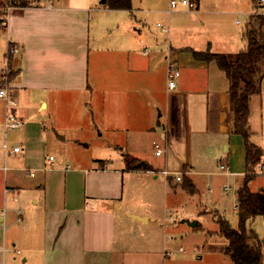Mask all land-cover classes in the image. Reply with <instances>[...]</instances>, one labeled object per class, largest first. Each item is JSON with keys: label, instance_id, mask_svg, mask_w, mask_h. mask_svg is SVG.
Listing matches in <instances>:
<instances>
[{"label": "crops", "instance_id": "0c3cea01", "mask_svg": "<svg viewBox=\"0 0 264 264\" xmlns=\"http://www.w3.org/2000/svg\"><path fill=\"white\" fill-rule=\"evenodd\" d=\"M193 1L196 11L186 3L171 8L168 2L167 8L153 7L147 13L161 11L169 15L183 9L203 16L210 12L205 6L201 9L202 0ZM136 9L132 1L130 9H112L101 0L81 4L42 0L33 6L12 7L7 25L0 26L8 46L18 45L17 53L5 54L3 70L7 66L17 113L24 121L13 142L22 149L17 153L1 149V209L6 208V213L0 218V264H196L186 256L172 258L164 254L165 247L173 248L168 232L171 222L166 221L168 209L188 212L187 200L197 206L198 184L202 185L210 174L200 169L197 157L203 154L194 156V148L206 151L207 146H224L226 159L221 161L225 159L229 169L226 172L218 168L224 174H217L237 182L233 193V210L237 212L236 192L243 180L240 182L238 177H244L246 161L243 139L231 131L229 81L215 60L198 58L193 52L234 53L244 49L247 41L241 49L232 50L228 47L235 38L245 42L243 34L217 35L220 44L215 45L212 38L206 50L202 29L206 22L202 17L200 30H194L193 24L189 30L178 26V18L167 16V27L163 26L167 30L153 33L147 23L157 15L136 18ZM92 11L97 15L93 25ZM256 13L264 15V9L248 11V20ZM210 23L220 24L213 20ZM169 66L179 71L173 87L168 86ZM161 77L166 94L162 111L157 105L161 87L156 83ZM74 94L87 98L90 112L82 115L91 117L100 134H111L112 146H125L127 155L143 160L151 169L129 168L126 161L112 165L99 159L72 171L66 165L64 177L57 176L55 157L49 162L52 154L45 157L42 148L37 150L35 146H47L46 139L61 136L58 132L65 127L57 124L62 112L58 109ZM255 94L261 114L258 129L252 133L260 141H251L252 134L250 141L262 149L260 162H264V75ZM250 100L248 123L253 117ZM4 113V106L0 107V127ZM90 123L85 125L90 127ZM154 143L163 146L160 155L155 154ZM141 146H152L153 157H161V161L147 157ZM1 159L14 165L9 167ZM36 170L43 171V184L24 183L23 173L34 177L30 172ZM178 174L181 179L175 180ZM185 178L194 184L193 193L184 187ZM248 186L252 191L264 188H253L251 180ZM9 187L15 190L6 191ZM212 187L208 190L215 191ZM157 200L160 206L163 203V217L156 216L159 213L152 208ZM202 200L192 211L193 218L208 215L217 225L218 215L227 219L219 210V199L210 205V197ZM19 207H25L23 220L20 230L13 232L15 209ZM212 230L218 233V227ZM15 254H21L20 260ZM200 258L202 255H198Z\"/></svg>", "mask_w": 264, "mask_h": 264}, {"label": "rangeland", "instance_id": "374dc122", "mask_svg": "<svg viewBox=\"0 0 264 264\" xmlns=\"http://www.w3.org/2000/svg\"><path fill=\"white\" fill-rule=\"evenodd\" d=\"M42 0L38 1L37 3H41ZM46 1V0H44ZM57 1V0H55ZM63 2L67 3H84L87 0H61ZM133 2V5L137 7L135 14L136 18H141L143 16H147V14L152 15L154 18V15H157L152 21L147 23V29L149 28L151 32L153 33H160L163 32L161 29V26L167 27V23L165 19L167 16H173L172 19L178 18L177 24L178 26L184 25L189 30H191V24H193L194 30H200L202 27L200 18L202 17L203 20L206 22V25L202 27L204 31V37H205V49L211 45V39L215 42V45L220 44V42H217L218 36L217 35H228V34H243L245 37V42L241 41L239 37L234 39V43L229 46L228 48L232 50H239L243 47V43L246 44L247 38H246V32L247 29H250L251 26H249V20H248V11L250 10H260L264 9V6H259L257 0H202L201 1V9L204 8V6L209 9L208 14H204L203 16L200 14H196L193 12L189 13L181 9L177 13L166 12L161 13V11H156L152 13H147L148 10H151L153 7H159L160 9L165 7L167 8V4L169 0H131ZM178 5L179 4H188V0H175ZM193 1V0H191ZM44 3V2H43ZM6 9V8H5ZM3 9V10H5ZM3 10L1 12H3ZM197 9H193L192 11H196ZM152 11V10H151ZM160 12V13H159ZM112 13V12H111ZM115 14V13H114ZM255 15V14H254ZM95 12L92 11L91 16V25L97 23L95 21L96 19ZM257 16L254 19H252L251 25L256 26L257 25ZM252 18V17H251ZM250 18V19H251ZM210 20L216 22L219 25H215L210 23ZM236 21H240L239 24H237ZM93 23V24H92ZM165 23V24H164ZM138 24L136 23V26ZM169 30L172 31V25L170 24ZM0 31V83H2L3 74L8 76L9 72L7 69V66H3L6 64V57L5 54L8 52V42L6 39V35L2 36ZM137 34V31H135ZM207 37V38H206ZM217 37V38H216ZM4 39V41H2ZM3 70V71H2ZM5 79L4 81H6ZM158 85L161 87V94H159L160 100H157L158 107H161V110H163L164 102H166V94L164 91V79L161 77L159 80L156 81ZM12 88H10V91ZM152 90V88H151ZM250 100V108H251V115L253 116L250 119V123H248L250 131L252 132L255 130V128L258 129V118L261 114V111L258 108V99L257 95L253 93L251 95ZM86 97L82 94H74L70 97V100H67L66 102H63L60 104V109L64 114L62 116L59 113V118H57V124H62V127H65L64 131L58 132L57 136L54 135V139L51 138L46 139L47 140V146H35L37 150L39 148H42V154L46 157L49 154H52L55 157V162L53 167H57V171L54 172L57 174V176L64 177V170H67L66 165H69L71 171L77 167L83 166V165H90L95 164L98 162L99 159L107 160L106 163H111L112 165H118L121 162L126 161V148L125 146H112L111 144V134L108 132H103L100 134V131L97 130L94 127V124L92 123L91 117H85L82 115V113L86 114V111L90 112V109L88 108L89 105L86 103ZM4 105V99L0 98V107H3ZM5 108V107H4ZM50 115L52 114V109L49 110ZM156 113L158 115V110L156 109ZM263 119H264V113H263ZM91 122L90 127L85 125V122ZM251 126V127H250ZM22 127V126H21ZM92 127V128H91ZM252 128V129H251ZM20 130L19 128L16 129H9L7 131L8 135V141H9V148L12 147V144L14 140L18 136V132ZM263 130H264V120H263ZM6 132L4 131L3 126L0 127V134L2 135V138L4 137V134ZM253 136L251 138V141L254 143H258L260 141V137L256 136L255 133H251ZM57 138V139H56ZM159 144V143H158ZM14 145V144H13ZM161 146V144H160ZM154 147V146H153ZM152 146H141L142 151L144 154L152 158L154 154V148ZM163 146H161L162 148ZM264 148V146H262ZM224 146H207V148L201 151H198L196 148L193 149L194 156L197 157L199 153L201 152L203 155H199L197 157L199 165H202L200 168L203 171H207L210 173L206 176L208 180H206L202 185L198 184L200 186V196L198 200L197 206L194 207L192 200L188 201L189 210L188 212L179 211L177 208L174 210L175 220L171 223H168L170 226V229L168 232L172 235V241L170 242V246L173 248H177L178 245H181L183 247V253L182 252H176V254L173 257L177 256H186L190 262V258H192L196 264H235V262L232 260V258L229 255L223 254L222 251H219L222 246L226 244V239L222 235L214 234V231L212 229L217 228L218 225L216 222H212V217L201 216V215H193L192 217V211L195 212V209H198L200 203H202V198L206 199L208 197L211 198V201L209 202V205L212 204L215 199H219L220 205L219 210L222 214H224L231 224L232 227H237V216L235 211L233 210V204H234V191L235 187H237V182L234 181L233 177H225L223 175H219L217 173H222L219 168V164L222 162L221 159L225 158L226 154L223 152ZM3 151L0 149V155ZM208 153L207 158L205 157V154ZM157 160L158 162L161 161V157H153V159ZM205 158V159H204ZM121 159H123L121 161ZM226 159V158H225ZM224 159V160H225ZM3 161V159H1ZM223 160V162H224ZM203 161V162H202ZM7 166L11 167L14 165V162L8 161L4 162ZM157 163V162H155ZM51 167V166H50ZM48 168V165H47ZM49 173V172H48ZM252 173V172H251ZM24 176L22 178L24 183H34V182H42L43 184V171H35L34 177H26L25 173H23ZM224 174V173H222ZM2 175L0 171V176ZM254 178L251 179V186L254 187H261L264 186V173L260 174H253ZM33 176V175H32ZM239 180L241 182L243 175H240ZM201 180V177L199 178ZM212 185V188H215V191H209L208 187ZM225 185H229L231 190L228 192H225L223 187ZM261 185V186H260ZM2 185L0 184V209H1V201L4 200V187L2 191ZM26 187V186H25ZM6 191L9 192V190L6 189ZM3 193V197H2ZM24 195L25 192H22ZM29 198L27 199L28 203ZM159 200L157 202L155 201V204H152V208H154V213L156 216L163 217V203L161 206L159 205ZM222 203V204H221ZM206 204V203H205ZM208 204V203H207ZM206 204V205H207ZM175 205V204H174ZM24 206V204H22ZM19 209L22 212L25 211V207H19ZM161 209V210H160ZM160 210V212H159ZM192 217V218H190ZM183 219L193 220L198 219L199 225L192 226L188 224L186 221H182ZM205 219V220H204ZM13 232L19 231V223L16 221V217L13 221ZM26 224V222H23V224ZM30 222H28V225ZM3 224L0 221V232H3L2 228ZM10 226V225H9ZM248 226L255 229L258 240L261 244V251L263 254L262 264H264V217L263 216H257L251 221L248 222ZM35 237V236H34ZM33 237V238H34ZM168 239V238H167ZM23 240H29V239H23ZM8 251V250H7ZM6 255L9 256L7 252H5ZM21 254H15L16 260H20ZM198 255H202V258L198 259Z\"/></svg>", "mask_w": 264, "mask_h": 264}, {"label": "trees", "instance_id": "16d2710c", "mask_svg": "<svg viewBox=\"0 0 264 264\" xmlns=\"http://www.w3.org/2000/svg\"><path fill=\"white\" fill-rule=\"evenodd\" d=\"M40 0H0V15H5L7 8L28 7ZM258 2V1H257ZM104 4L112 9H130V0H105ZM6 8V9H5ZM5 9V10H3ZM3 10V12H1ZM257 16V25H251ZM249 20L246 47L234 53H195L198 58L215 60L229 81V106L231 112V131L242 137L245 147L246 171L237 189V227L218 215V233L226 239L222 247L235 264H262L263 254L258 235L248 222L260 215L264 217V188L252 191L248 182L254 178L251 173L261 161L262 149L250 141L251 131L248 125L249 100L253 93L259 92L260 80L264 75V15L256 13ZM2 27H5L3 25ZM13 74V72H12ZM129 168L151 169L143 160L126 155ZM145 163V166L142 163ZM184 187L193 193L195 186L189 178L184 179ZM199 225V224H198Z\"/></svg>", "mask_w": 264, "mask_h": 264}, {"label": "built area", "instance_id": "2783aa9c", "mask_svg": "<svg viewBox=\"0 0 264 264\" xmlns=\"http://www.w3.org/2000/svg\"><path fill=\"white\" fill-rule=\"evenodd\" d=\"M259 4L264 5V0H257ZM170 7L173 8L176 6L177 2L175 0H170ZM190 8L194 9L196 7V2L195 1H189L187 4ZM11 8H7L6 14L5 15H0V26L7 25L8 23V14ZM164 31L167 29L163 28ZM8 51L12 54L17 53L18 51V45L16 43H12L11 45L8 46ZM179 74V71L175 69L173 66H169L168 68V86L173 87L175 84L174 77ZM7 79L6 81H4ZM2 83L0 84V98L4 99V107H5V117H4V131L7 133L9 129H16L21 127L24 124V121L22 118L19 117L17 113V101L13 97L12 92L10 91V85L8 82V77L6 74H3V79ZM6 133L4 134V137H0V149L4 150L7 152L9 150V141L7 139ZM155 147V154L160 155L162 152L161 146H159L157 143H154ZM22 149L20 144H14L12 147H10L9 152L11 153H17ZM53 159V155L48 156V161L50 162ZM219 168L222 171H228V164L226 162H221L219 164ZM163 173H167L166 170L162 171ZM264 173V162H259L254 170L252 171V174H260ZM33 172H30V175H33ZM181 176L178 174L175 176V180H180ZM230 186L225 185L224 189L227 191L229 190ZM9 191H14L15 189L12 187L7 188ZM16 212V221L21 222L23 220L22 212L19 208L15 209ZM6 213V208L0 209V218H3ZM175 220V215H174V208L171 207L168 209V213L166 216V221L172 222ZM172 238V237H171ZM178 251H183V247L181 245H178L177 248H169L165 247L164 248V254L165 256H173L176 254ZM19 252V250H18Z\"/></svg>", "mask_w": 264, "mask_h": 264}, {"label": "water", "instance_id": "95a60500", "mask_svg": "<svg viewBox=\"0 0 264 264\" xmlns=\"http://www.w3.org/2000/svg\"><path fill=\"white\" fill-rule=\"evenodd\" d=\"M101 1L104 2V0H101ZM209 47H207L206 50H209ZM142 165L145 166V163L143 162ZM182 221H186L188 224H190L192 226H194L197 222L195 219H193V220L183 219Z\"/></svg>", "mask_w": 264, "mask_h": 264}]
</instances>
